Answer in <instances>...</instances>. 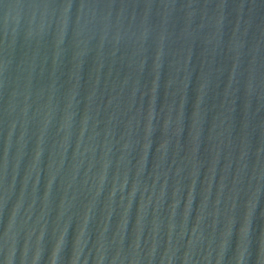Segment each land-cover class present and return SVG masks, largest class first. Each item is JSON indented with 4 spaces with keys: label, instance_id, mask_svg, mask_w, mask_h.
<instances>
[{
    "label": "water",
    "instance_id": "water-1",
    "mask_svg": "<svg viewBox=\"0 0 264 264\" xmlns=\"http://www.w3.org/2000/svg\"><path fill=\"white\" fill-rule=\"evenodd\" d=\"M0 264H264V0H0Z\"/></svg>",
    "mask_w": 264,
    "mask_h": 264
}]
</instances>
